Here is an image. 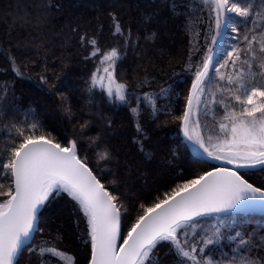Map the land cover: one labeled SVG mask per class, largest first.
<instances>
[{"label": "snow or ice", "instance_id": "1", "mask_svg": "<svg viewBox=\"0 0 264 264\" xmlns=\"http://www.w3.org/2000/svg\"><path fill=\"white\" fill-rule=\"evenodd\" d=\"M15 8L5 13L12 17L8 45L0 42V71L13 77L11 86L0 87V124L7 131L0 152V264H21L22 257L23 264H81L71 247L76 241L83 249L82 264H264V222L247 230L249 214L264 212V0H146L143 5L96 0L91 17L60 12L57 35L66 28L72 35L65 44L75 41L76 48L88 49L81 60L83 67L91 61V71L84 74L76 67L80 62L62 55L60 72L49 76L46 50L43 63L29 61L41 68L40 96L26 100L15 90L16 78L33 77L25 75L28 65L19 57L27 56L29 46L40 56L41 38L55 32V23L52 0H28ZM16 28L31 31L12 42ZM105 31L115 38L106 50L100 46ZM177 34L185 38L180 55H187L174 75L181 80L180 73L190 75L178 112L159 104L161 97L180 95L174 82L153 90L156 76L147 66L143 76L136 73L131 80L118 72L130 51L136 69L145 60L156 67L146 51H139L141 40H159L160 66L165 56L172 65L175 57L166 45ZM229 65L239 70L223 86L221 68ZM216 76L218 101L216 92L208 99ZM53 101L60 121L72 124L70 133L51 127L39 114L41 105ZM217 103L223 113L218 127L208 129L200 111L212 116ZM119 106L133 114L130 139L104 111ZM143 111H149L147 121L140 119ZM170 122L182 138L165 147L166 179L141 182L152 167L163 166L155 159L163 144L158 133ZM95 125L94 135H86ZM153 136L155 142L149 143ZM93 147L97 151L90 156ZM181 148L197 153L206 167L177 173ZM249 173L261 174L259 182ZM58 199L63 205L45 217L44 210ZM224 241L232 246V257L220 251L213 259V248Z\"/></svg>", "mask_w": 264, "mask_h": 264}, {"label": "trees", "instance_id": "2", "mask_svg": "<svg viewBox=\"0 0 264 264\" xmlns=\"http://www.w3.org/2000/svg\"><path fill=\"white\" fill-rule=\"evenodd\" d=\"M28 0H0V42L3 43L4 46L8 45V38L7 34L9 32V26L12 23V17L8 16L5 17V13H7L10 9L12 12L16 11L15 5L17 3H27ZM134 3H139L143 5L146 0H133ZM256 3H259V0H255ZM96 0H52V16L54 18L55 23V32L48 31L47 36L42 37L45 41V44L43 46L39 47V52L41 53L40 56L36 55L37 47H30V51L27 53L26 57H19L20 60L27 63L29 71L25 73L26 76L31 75L33 77L32 80L27 79H20L16 78L15 83V90L18 94H21L25 100L31 95V98H38L40 96V91L38 88V85L36 84V81L38 80V73L41 71L39 64H32L29 61L30 60H40L41 63H43V57L44 53L47 50V64H48V75L51 76L53 74V71L56 73L60 72V68L58 65L60 64V58L62 55H67L69 59L73 61H78L76 65L77 68H83V73L86 74L89 71H91V61L88 62L87 67H83V62L81 58L86 55L88 49H79L75 47V41L69 44H65V38L66 36H71L72 34L67 32V29H63V34L57 35V33L61 32V23H63V20L60 17V12H71L74 17H79L81 14L85 18L93 16L94 13V7H95ZM56 4L60 5V9L56 8ZM132 15H135V11H133ZM127 15H125L124 19L127 20ZM98 23V21L93 22ZM257 24L261 23V17H257L256 20ZM52 25H49L48 28H51ZM241 28L243 29V25H241ZM31 31V29H20L16 28L14 31L11 32V40L12 42H15L17 40H23L27 38V33ZM174 43L170 45H166L168 50L173 54L175 57L174 63L172 65L167 64V57L165 56L163 58V67L160 66L161 60H160V53H159V47H160V41L157 40L155 44L153 43H146L145 41L141 40L140 45L141 48L139 51L147 52L148 56L152 58L156 62V67L153 68L151 64L147 63V60L141 62L140 68L136 69L135 66L132 64L131 60V51L129 54V57L126 59H122L120 62V66L118 68V72L121 73H127V76L124 78L126 79H135L136 73H138L140 76L144 75L143 68L147 66L149 74L155 75L156 80L152 83L151 87L153 90L159 88L162 84V82H174V91L179 92L180 95L178 97L176 96H168V97H161L159 99L160 105H168L170 107H173L174 110L182 111L183 104H184V96H185V89L187 85L190 83V75L186 73H180V75L184 76V79H178L176 75H174V72L179 73V70L182 65L183 59L186 57L187 53H184V56L180 55L181 50L184 47L185 38L182 35L177 34L175 37L172 38ZM115 43V38L109 36L108 32L105 31L103 37L100 39V46L103 49H107L109 46L113 45ZM71 53V55H69ZM226 55V53H225ZM221 60H223V57H221ZM3 68V57L0 56V69ZM135 69V71H134ZM239 70V67L236 69H233L230 65L226 67H222L221 71L224 73V80L221 81V85L227 86V77L229 74L234 75L236 71ZM166 72L167 75H163L162 73ZM214 73V72H213ZM215 76V73H214ZM13 79L12 74L8 73L5 74L2 71H0V87H3L5 83H8L9 86H11V80ZM220 78L218 76L215 77V80L211 82L209 89H208V98L211 100L212 98V92H216L217 94V101L221 98V94L219 90L217 89V85L215 83L216 80H219ZM78 83H82V81H78ZM148 86H145V89H147ZM133 102H135V97H132ZM55 101L52 103H49L47 105H41L39 109V114L41 116H44L47 120V122L50 124L51 127H55L61 130V132L67 134L72 131V124L67 120L60 121V114L58 112L53 111ZM79 112V110H77ZM104 111L110 115L113 116L115 119L116 124L121 128L122 132L125 136H127L129 139L134 134V119L133 114L129 113L128 110L123 107L119 106L114 110H109L108 108H105ZM150 111V110H149ZM149 111H143L140 119L142 121H147L149 118ZM223 109L219 107L218 103L216 105V110L214 111V114L212 116H206L204 111H200V120L202 123L206 124V127L208 129H214L218 127V119L219 116L222 115ZM158 119L162 122L164 119V113H161ZM82 122V121H81ZM72 123H75L73 121ZM78 127V125H77ZM99 125H95L91 132L87 133L86 135L92 136L94 133L98 130ZM0 133H3V135H0V152L4 151L5 143H6V135L7 131L4 128L3 124H0ZM55 134V133H54ZM160 136L163 144L161 147L158 148L155 159L161 161L163 164L162 167L154 166L151 168L149 174L147 177L140 176V181L143 182L144 180H147L148 183L154 184L155 181L160 180L161 183L164 182V179H166V173L168 171V165L166 162L163 161V157L165 155V147L167 145L174 144L178 138H182L181 132L178 129V126L174 122L168 123L166 126H164L160 133H158ZM207 135V132L205 133ZM156 137L153 136L152 140L149 141V143H154ZM104 143L101 142L99 145V148L102 149L104 147ZM126 147L131 148V144L126 145ZM97 149L93 147L91 151L89 152V155L91 156L94 152H96ZM134 152V149H133ZM175 164L177 167L175 168V171L178 173L181 169H184L187 172H195L198 171L201 168H205L206 165L203 163H200L198 159L192 156L191 152L188 149L181 148L180 149V155L175 161ZM103 167V166H101ZM249 175L257 179V182H259V177L261 174L259 173H249ZM64 201L61 199H58L54 201L47 209L44 210L43 214L45 217H52L58 208H60L63 205ZM251 220H250V226L248 227V231H252L254 228H258L259 225L264 222V213H253L250 214ZM242 219H245L242 217ZM53 227H56L55 224L52 225ZM37 237L39 238V233H37ZM79 241H76L73 247L74 251L76 252V259L78 261L83 262L84 253L83 249L80 247H77L79 245ZM231 245L228 241H224L222 246L215 247L212 250V258L218 259L219 258V252L220 251H227L229 257H232L233 253L231 252ZM71 254V253H70ZM261 254H264V251H262ZM237 256L240 255V253L236 254ZM21 264H23V257L21 260ZM35 264V262H34ZM51 264V261L49 262Z\"/></svg>", "mask_w": 264, "mask_h": 264}, {"label": "water", "instance_id": "3", "mask_svg": "<svg viewBox=\"0 0 264 264\" xmlns=\"http://www.w3.org/2000/svg\"><path fill=\"white\" fill-rule=\"evenodd\" d=\"M181 136H182V133H181ZM188 150L191 152L193 157H195L196 159L199 160V156H198L197 153H194L191 149H188ZM213 163L219 165L220 162H213ZM254 212H256V213H264V212H261L259 209L255 210Z\"/></svg>", "mask_w": 264, "mask_h": 264}, {"label": "rangeland", "instance_id": "4", "mask_svg": "<svg viewBox=\"0 0 264 264\" xmlns=\"http://www.w3.org/2000/svg\"><path fill=\"white\" fill-rule=\"evenodd\" d=\"M213 72L215 73V69H213ZM208 99H209V98H208ZM201 110L204 111L203 108H202ZM38 239H39V238L37 237V240H38ZM36 242H37V241H33V243H36ZM64 264H67V261H65Z\"/></svg>", "mask_w": 264, "mask_h": 264}]
</instances>
